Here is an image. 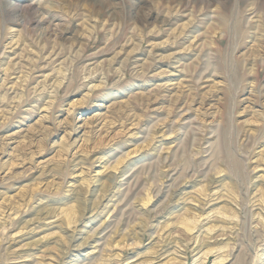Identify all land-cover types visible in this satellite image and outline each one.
<instances>
[{
	"label": "rangeland",
	"instance_id": "1",
	"mask_svg": "<svg viewBox=\"0 0 264 264\" xmlns=\"http://www.w3.org/2000/svg\"><path fill=\"white\" fill-rule=\"evenodd\" d=\"M0 264H264V0H0Z\"/></svg>",
	"mask_w": 264,
	"mask_h": 264
},
{
	"label": "bare ground",
	"instance_id": "2",
	"mask_svg": "<svg viewBox=\"0 0 264 264\" xmlns=\"http://www.w3.org/2000/svg\"><path fill=\"white\" fill-rule=\"evenodd\" d=\"M54 56V55H53Z\"/></svg>",
	"mask_w": 264,
	"mask_h": 264
}]
</instances>
